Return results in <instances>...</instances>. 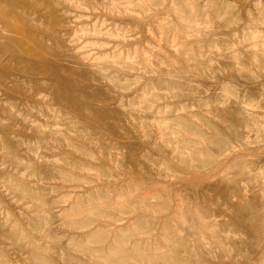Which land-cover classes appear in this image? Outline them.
<instances>
[{
  "label": "rangeland",
  "instance_id": "374dc122",
  "mask_svg": "<svg viewBox=\"0 0 264 264\" xmlns=\"http://www.w3.org/2000/svg\"><path fill=\"white\" fill-rule=\"evenodd\" d=\"M0 264H264V0H0Z\"/></svg>",
  "mask_w": 264,
  "mask_h": 264
}]
</instances>
